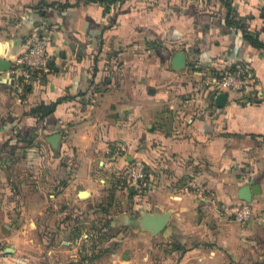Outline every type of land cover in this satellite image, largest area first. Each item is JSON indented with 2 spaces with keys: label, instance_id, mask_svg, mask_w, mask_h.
Instances as JSON below:
<instances>
[{
  "label": "crops",
  "instance_id": "obj_1",
  "mask_svg": "<svg viewBox=\"0 0 264 264\" xmlns=\"http://www.w3.org/2000/svg\"><path fill=\"white\" fill-rule=\"evenodd\" d=\"M42 27L50 72L17 98L14 61ZM244 68L247 90L216 106L214 80ZM133 159L145 185L125 190ZM246 185L260 193L238 224L218 205ZM145 214H168L163 229ZM81 239L108 261H78ZM156 241L264 264V0H0V264H155Z\"/></svg>",
  "mask_w": 264,
  "mask_h": 264
},
{
  "label": "built area",
  "instance_id": "obj_2",
  "mask_svg": "<svg viewBox=\"0 0 264 264\" xmlns=\"http://www.w3.org/2000/svg\"><path fill=\"white\" fill-rule=\"evenodd\" d=\"M47 43L48 35L44 29L28 40L26 49L15 59L12 70L14 74L12 91L17 98L41 83L42 76L50 72V59L46 51ZM248 73V69L244 68L220 74L213 82L215 91L217 93L228 90L245 92L250 84ZM119 176L125 182V190L128 188L138 190L144 188L146 178L144 163L139 159H133L125 164L124 170ZM187 186L192 188L193 193L201 191L192 181H189ZM218 206L222 214L231 216L238 224L246 223L252 216L251 207L247 203Z\"/></svg>",
  "mask_w": 264,
  "mask_h": 264
},
{
  "label": "rangeland",
  "instance_id": "obj_3",
  "mask_svg": "<svg viewBox=\"0 0 264 264\" xmlns=\"http://www.w3.org/2000/svg\"><path fill=\"white\" fill-rule=\"evenodd\" d=\"M241 203H244V202H241ZM237 204H239V203H237ZM218 209H219V206H218ZM218 211L221 212L220 209ZM252 216H253V213H252ZM93 229L94 228L91 227V230H93ZM137 242H138V250H137L138 256H140L141 254H142V256L145 255V251H146L145 243L146 242L142 239H140ZM30 244H31V242L29 241L28 245H30ZM43 247L45 249H50V248L57 247V246L51 240H47L44 243ZM95 248H96L95 243L91 242V240H87V242H85L84 239L82 241H79V243L77 245L78 256H76V259L78 261H86L88 263L101 262L104 259L108 261V258H109L108 255H109L110 250H109V252L107 249H104V251H100L98 248H96V249ZM53 249H56V248H53ZM154 249H156V251H157V252L155 251L156 253L154 255V260H153L156 262L155 264H157V263L161 264L160 258H162V256L164 257L165 260H166V258L168 260H170V262L165 261L166 263H164V264H174L175 261L177 264H196L199 261L195 257L181 258V257H179V255H177L176 257L170 258L168 256L167 247H165L164 244L159 242V241L154 242ZM204 250H206V248H204ZM83 254H85V255L83 256ZM139 261L141 264H144V262H141L140 259H139ZM220 263L225 264L221 259H220V261L218 260V264H220Z\"/></svg>",
  "mask_w": 264,
  "mask_h": 264
},
{
  "label": "water",
  "instance_id": "obj_4",
  "mask_svg": "<svg viewBox=\"0 0 264 264\" xmlns=\"http://www.w3.org/2000/svg\"><path fill=\"white\" fill-rule=\"evenodd\" d=\"M172 68L175 70H181L185 66V55L183 52H177L172 60ZM5 65V64H3ZM227 95L223 92L218 93L215 96V104L218 107H221L225 104L226 102ZM260 193V190L257 186H243L238 190L237 196L238 199L245 202V203H250L252 200V196L258 195ZM80 196H84V192L80 193ZM168 214H163V215H149L145 214L141 219H140V225L146 229L149 230L150 232L156 234L160 232L163 227L166 224V219H167ZM6 251L10 252L11 249L8 248Z\"/></svg>",
  "mask_w": 264,
  "mask_h": 264
},
{
  "label": "trees",
  "instance_id": "obj_5",
  "mask_svg": "<svg viewBox=\"0 0 264 264\" xmlns=\"http://www.w3.org/2000/svg\"><path fill=\"white\" fill-rule=\"evenodd\" d=\"M245 38H246V40L248 41V42H250V43H254V41H253V39L251 38V36H249V35H247L246 34V36H245ZM121 186L123 187V189H125V182H124V180L123 179H121ZM135 190H138V189H135ZM250 206V205H249ZM251 207V206H250ZM251 210H252V208H251ZM225 215V214H224ZM227 216H229V215H227ZM234 220V219H233Z\"/></svg>",
  "mask_w": 264,
  "mask_h": 264
}]
</instances>
